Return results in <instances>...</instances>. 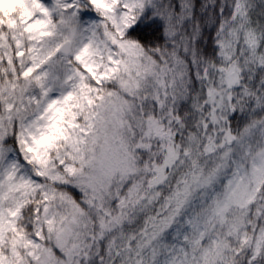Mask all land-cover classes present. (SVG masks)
<instances>
[{"label": "snow or ice", "instance_id": "snow-or-ice-1", "mask_svg": "<svg viewBox=\"0 0 264 264\" xmlns=\"http://www.w3.org/2000/svg\"><path fill=\"white\" fill-rule=\"evenodd\" d=\"M0 264H264V0H0Z\"/></svg>", "mask_w": 264, "mask_h": 264}]
</instances>
